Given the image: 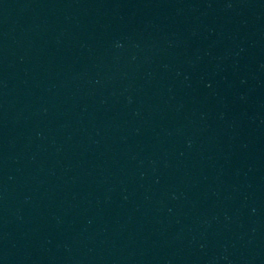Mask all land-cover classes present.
<instances>
[{
  "label": "water",
  "instance_id": "1",
  "mask_svg": "<svg viewBox=\"0 0 264 264\" xmlns=\"http://www.w3.org/2000/svg\"><path fill=\"white\" fill-rule=\"evenodd\" d=\"M0 264H264V0H0Z\"/></svg>",
  "mask_w": 264,
  "mask_h": 264
}]
</instances>
